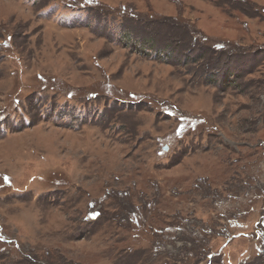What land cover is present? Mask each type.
<instances>
[{
    "label": "rangeland",
    "instance_id": "rangeland-1",
    "mask_svg": "<svg viewBox=\"0 0 264 264\" xmlns=\"http://www.w3.org/2000/svg\"><path fill=\"white\" fill-rule=\"evenodd\" d=\"M0 264H264V0H0Z\"/></svg>",
    "mask_w": 264,
    "mask_h": 264
}]
</instances>
